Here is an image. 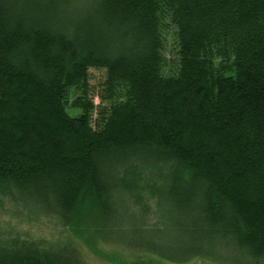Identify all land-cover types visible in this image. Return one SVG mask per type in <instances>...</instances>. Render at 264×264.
<instances>
[{"label":"trees","instance_id":"trees-1","mask_svg":"<svg viewBox=\"0 0 264 264\" xmlns=\"http://www.w3.org/2000/svg\"><path fill=\"white\" fill-rule=\"evenodd\" d=\"M1 192L128 250L264 264V0H0ZM0 264L87 263L12 238Z\"/></svg>","mask_w":264,"mask_h":264},{"label":"rangeland","instance_id":"rangeland-1","mask_svg":"<svg viewBox=\"0 0 264 264\" xmlns=\"http://www.w3.org/2000/svg\"><path fill=\"white\" fill-rule=\"evenodd\" d=\"M168 57H171L170 51ZM90 74L91 82L96 83L103 72L101 69H91ZM94 100L98 101L97 98ZM41 214L35 216L27 207L1 192L0 241L16 238L35 241L41 245H52L65 242L69 238L75 244L78 255L87 264H221L203 257L173 261L151 252L128 250L92 236L85 231V227L82 228L84 225L80 222V231L73 232L72 235L67 228L58 226L52 216Z\"/></svg>","mask_w":264,"mask_h":264}]
</instances>
